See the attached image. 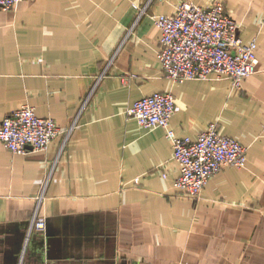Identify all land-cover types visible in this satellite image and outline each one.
Instances as JSON below:
<instances>
[{"label": "crops", "instance_id": "crops-1", "mask_svg": "<svg viewBox=\"0 0 264 264\" xmlns=\"http://www.w3.org/2000/svg\"><path fill=\"white\" fill-rule=\"evenodd\" d=\"M180 1L0 8V124L27 103L61 129L25 154L0 141V264H264V0H220L257 43L239 89L228 77H165L153 16ZM155 91L175 97L169 129L195 138L216 122L246 146L244 166H223L186 196L167 129L126 113ZM34 215L43 229H30Z\"/></svg>", "mask_w": 264, "mask_h": 264}, {"label": "built area", "instance_id": "built-area-1", "mask_svg": "<svg viewBox=\"0 0 264 264\" xmlns=\"http://www.w3.org/2000/svg\"><path fill=\"white\" fill-rule=\"evenodd\" d=\"M22 0H0V8H13ZM160 29L158 59L165 77L182 82L186 79L228 77L231 89H239L242 79L256 70V39L243 41L235 20L224 4L214 0L208 5L182 0L169 14L153 16ZM177 105L170 92L155 91L136 99L126 113L139 125L163 127L172 140L173 159L178 165L175 186L191 198H198L207 180L225 165L244 166L246 146L222 134L211 122L195 138L179 136L168 128ZM56 120L41 117L34 106L24 103L6 114L0 124V141L13 153L45 150L60 133ZM138 183V178H135ZM45 217L34 215L30 229H43Z\"/></svg>", "mask_w": 264, "mask_h": 264}]
</instances>
